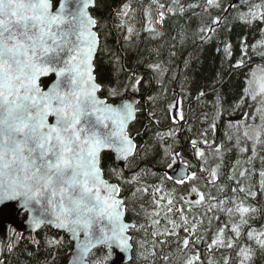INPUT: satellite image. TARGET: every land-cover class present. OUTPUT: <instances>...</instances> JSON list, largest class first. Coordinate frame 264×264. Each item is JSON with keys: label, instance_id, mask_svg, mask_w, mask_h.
Returning <instances> with one entry per match:
<instances>
[{"label": "trees", "instance_id": "1", "mask_svg": "<svg viewBox=\"0 0 264 264\" xmlns=\"http://www.w3.org/2000/svg\"><path fill=\"white\" fill-rule=\"evenodd\" d=\"M236 1L219 0L215 7L207 0H99L93 11L101 37L96 62L101 96L116 103L132 93L140 100L129 130L136 155L125 169L115 166L112 155L102 157L104 174L121 187L127 220L136 225L132 264H241V248L253 253L246 264H264V248L256 239L264 232V120L249 92L253 73L264 71V21L249 24L251 16L240 18L253 5H260L252 8L258 15L264 0L242 6ZM112 89L118 97L108 95ZM250 121L262 122L256 143L244 137ZM180 164L191 170L183 183L168 179ZM160 193L172 203L176 198L177 208L168 203L170 211L158 216L157 224L151 222L155 207L149 200L155 203ZM241 204L255 211L242 219ZM172 230L175 235L168 234ZM25 238L13 242L2 264H67L74 247L50 228ZM48 239L61 244L50 246ZM215 239L223 245L213 244ZM103 257L104 249H98L91 261Z\"/></svg>", "mask_w": 264, "mask_h": 264}, {"label": "snow or ice", "instance_id": "2", "mask_svg": "<svg viewBox=\"0 0 264 264\" xmlns=\"http://www.w3.org/2000/svg\"><path fill=\"white\" fill-rule=\"evenodd\" d=\"M207 4L220 7L219 0ZM90 6H95V0H59L55 10L53 0H0V208L20 202L32 213L33 228L52 225L70 233L75 241L71 264H123L133 247L130 229L136 225L124 220V199L119 185L104 178L101 153L110 149L121 160L134 155L136 144L127 128L137 108L128 100L116 106L97 95L102 85L93 75L92 60L99 40ZM252 8L240 13V18L251 16L245 21L249 24L264 21V9L257 15ZM214 23H220L219 18ZM49 75L55 79L45 90L40 79ZM139 83L137 78L135 84ZM118 94L114 89L108 93ZM237 211L243 219L255 209L241 204ZM248 235L253 238L252 232ZM259 236L264 232L256 237L264 248ZM218 242L223 245L222 240H213ZM33 243L39 245L35 238ZM188 243L184 241L185 247ZM47 244L59 246L61 240L48 239ZM98 246L104 249V257L90 261ZM12 247L9 240L8 251ZM249 251L241 248L239 254L247 259Z\"/></svg>", "mask_w": 264, "mask_h": 264}, {"label": "water", "instance_id": "3", "mask_svg": "<svg viewBox=\"0 0 264 264\" xmlns=\"http://www.w3.org/2000/svg\"><path fill=\"white\" fill-rule=\"evenodd\" d=\"M98 1L99 0H95V6L94 7L93 6H90V8H89V11H90V13L92 15H93V11H95V9H96V7L98 5ZM247 1H249V0H238L235 4L238 5V6H242ZM53 6H54V10H55L54 2H53ZM93 31L97 32V34H98V40H99L98 47L96 49L95 55H94L93 60H92V63L94 65L93 75L96 77V82L99 84V80H98V76H97V70H96V62H97L98 55H99L100 50H101V38H100L99 33H98V25L95 26V28L93 29ZM51 76H53V75H49L47 77H41L40 83H41L42 80L48 79ZM101 90L102 89H100L97 92V95L99 97H101L100 96ZM125 100H128V101L134 103L135 107L137 108V111L135 112V118L133 120H131L129 122V124H128L127 131L129 133L130 127L137 120V117L139 115L138 114V107L140 105L139 98L136 95H134L132 93H129L128 95L123 96V98L120 101H118L117 103H113V102H109V101L108 102L110 104L119 106V104L121 102L125 101ZM53 122H54V118L50 116L49 117V123H53ZM132 139H133L134 143L136 144L135 139L133 137H132ZM136 152H137V144H136V150H135L134 155L130 156L127 160H121V159H119L116 156V154L112 150H110V149L104 150L101 153V166H102V157H103V155L109 154V155H112L113 160H114V163H115V166L117 168H119V169H125L127 162L136 155ZM168 175L170 177H172V180H174V181H177L179 179H183V182H184V181H187L189 179L190 170H189L188 167H186L184 165H178L175 168H173L171 171H169L168 172ZM104 178L107 180L105 174H104ZM108 182L109 183H114V182H110L109 180H108ZM115 184H117V183H115ZM119 188H120V193H119L120 198H123L124 199V202H125V198L122 196L121 187L119 186ZM19 204H20V202H9L5 206H3L2 208H0V220L6 221V223H3L2 225H0V230H1V233H6L7 232L6 235H5V238L3 240L4 241V245H5V248H4V251L3 252H5L6 247H7V243L10 240V237L9 236H10V233L11 232L8 231V228L9 227L14 228L15 230H17V232H19L21 234L37 233V232L43 230L44 228H47L48 227V228H51V229H53V230H55L57 232H60L62 234H65L73 242V245H74L73 253H72V256H71L69 262L67 263V264H71V261H72L73 256H74V249H75V241L72 239L71 234L68 233V232H66V231H64V230H58L57 228H55V226H52V225H42L38 229L37 228H33L32 225H31L32 213H30L26 209L21 208L19 206ZM124 220H125L126 223L133 224V223H131V222H129L127 220V210L125 211V214H124ZM135 229H136V227L134 229H130V232L131 231H134ZM131 243L133 244V241ZM98 249H103V248L100 247V246H98L97 249H94L93 250V253L95 251H97ZM134 253H135V248H134V245H133L130 253L127 254V256L125 257V259L123 261V264H132L133 258H134ZM92 254L89 255V257H88L89 260H90Z\"/></svg>", "mask_w": 264, "mask_h": 264}, {"label": "rangeland", "instance_id": "4", "mask_svg": "<svg viewBox=\"0 0 264 264\" xmlns=\"http://www.w3.org/2000/svg\"><path fill=\"white\" fill-rule=\"evenodd\" d=\"M121 15L122 14H121V10H120V13H119L120 18H121ZM121 25H124V24H121ZM249 92H250V99H251L252 95H256V99L255 100L251 99V100H252V102H256L258 104V105L256 104L255 110L259 109V113L261 111V115H262L261 120H264V119H262L264 116V113H263V107H264L263 106L264 105V71L263 70H256L253 73L252 80L250 81ZM118 96H119V94L115 95V97H118ZM243 124H245V123H243ZM260 129H262V122H257V123H255V121L247 122V127L243 129L244 137H246L247 140L250 139L251 141L256 143L258 141L257 137L258 136L260 137ZM245 133H247V136L245 135ZM195 196L197 197L196 194H195ZM159 199L157 198L156 199L157 201L155 203L152 200V204H151V200H149L150 205L155 207L154 210L152 211V213H150L154 217L153 220H151L152 223L159 218L158 216L164 215L169 211L168 201L171 200V197L168 194L165 196L162 193H160ZM198 200H200V196H198ZM200 202L201 203L203 202L205 206H207V204H208V201H206V200H201ZM170 206L177 208L176 198L173 200V203ZM186 212L187 211L185 209H183V214H186ZM157 213H158V215H157ZM243 222H244V220H243ZM176 225H177L176 223L175 224L173 222L171 223V226L176 227ZM142 250H143V248L140 246L138 248V255H139L138 257L140 259L143 256V255H141V253L143 254ZM252 255H253V253L251 251H249L248 257L252 256ZM246 260L247 259H245V257L242 256L241 262H243V264H245ZM181 264H185V262L181 263Z\"/></svg>", "mask_w": 264, "mask_h": 264}, {"label": "bare ground", "instance_id": "5", "mask_svg": "<svg viewBox=\"0 0 264 264\" xmlns=\"http://www.w3.org/2000/svg\"><path fill=\"white\" fill-rule=\"evenodd\" d=\"M208 191V190H207ZM225 192V191H224ZM210 208V207H209ZM228 214V213H227ZM227 221V220H226ZM216 222V221H215ZM241 232V231H240ZM259 234V233H258ZM214 237V236H213ZM217 238V237H216ZM262 239V238H261ZM207 240V239H206ZM216 240V239H215ZM255 244V243H254ZM205 246V245H204ZM243 247V246H242ZM240 256V255H239ZM209 261V260H208ZM212 264V263H211Z\"/></svg>", "mask_w": 264, "mask_h": 264}]
</instances>
